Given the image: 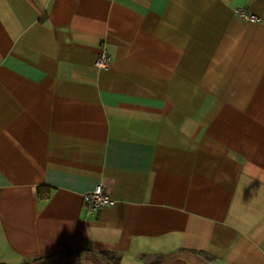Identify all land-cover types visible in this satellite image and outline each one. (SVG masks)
Listing matches in <instances>:
<instances>
[{"label":"crops","instance_id":"crops-1","mask_svg":"<svg viewBox=\"0 0 264 264\" xmlns=\"http://www.w3.org/2000/svg\"><path fill=\"white\" fill-rule=\"evenodd\" d=\"M151 263L264 264V0H0V264Z\"/></svg>","mask_w":264,"mask_h":264},{"label":"built area","instance_id":"built-area-1","mask_svg":"<svg viewBox=\"0 0 264 264\" xmlns=\"http://www.w3.org/2000/svg\"><path fill=\"white\" fill-rule=\"evenodd\" d=\"M238 14L246 20H257V17L252 14H247L243 9L238 8L236 10ZM111 57L103 51L98 55L95 61V65L98 67H107L110 63ZM84 198V211L86 214H92L98 211L101 207L110 203V199L103 193L102 186L97 185L92 191H89L83 195Z\"/></svg>","mask_w":264,"mask_h":264},{"label":"trees","instance_id":"trees-1","mask_svg":"<svg viewBox=\"0 0 264 264\" xmlns=\"http://www.w3.org/2000/svg\"><path fill=\"white\" fill-rule=\"evenodd\" d=\"M39 189H41V188H39ZM103 255H106V256L109 257L111 260H114V263H116V259H114L113 257H111L109 253H104ZM151 264H153V263H151ZM154 264H156V263H154Z\"/></svg>","mask_w":264,"mask_h":264}]
</instances>
